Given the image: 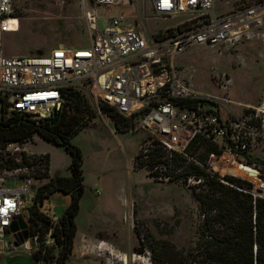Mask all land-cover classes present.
Instances as JSON below:
<instances>
[{"label": "built area", "instance_id": "2783aa9c", "mask_svg": "<svg viewBox=\"0 0 264 264\" xmlns=\"http://www.w3.org/2000/svg\"><path fill=\"white\" fill-rule=\"evenodd\" d=\"M148 2L150 18L181 17L180 21L151 32L135 13L131 23L121 16L97 15L99 6L128 4L134 8L133 0H81L87 45L57 44L34 55H6L0 50L1 113H19L43 122L55 109L60 114L66 91L73 90L89 99L102 116L107 117L101 107L110 108L132 122L130 132L146 133L148 142L140 160L150 166L154 177L173 178V157L180 155L203 170L200 176L186 178L196 192L205 186L204 178L210 177L250 193L253 205L256 198L264 200V74L259 102L234 113L232 100L194 90L177 74L175 65L176 57L192 48L241 40L264 22V0L229 10H217L215 0ZM10 21H15V26ZM18 27L11 0H0V34L16 32ZM200 140L215 148L204 162L192 146ZM23 144L6 141L0 147L6 160L18 164L0 171V235L14 220H26L23 205L32 204L34 198L31 180L46 179L49 173L47 155L30 154ZM151 149H159L163 155L150 161ZM15 176L27 187L2 186ZM228 177L244 181L246 186H236ZM31 240L36 245L35 237L21 244L30 253ZM104 247L98 246V254L105 253ZM252 251L253 264H257V243ZM118 256L123 263L135 258L134 253Z\"/></svg>", "mask_w": 264, "mask_h": 264}, {"label": "rangeland", "instance_id": "374dc122", "mask_svg": "<svg viewBox=\"0 0 264 264\" xmlns=\"http://www.w3.org/2000/svg\"><path fill=\"white\" fill-rule=\"evenodd\" d=\"M133 1L134 8L128 4L99 6L97 15L121 16L131 23L135 13L151 32L173 26L181 19L150 18L148 0ZM255 1L215 0L217 10H229ZM11 9L13 15L19 19V29L16 32L0 34V50L3 54L34 55L47 52L57 44L79 47L88 43L81 0H11ZM15 24V21H10L11 26ZM175 65L177 74L194 90L229 98L234 102L231 104V110L240 113L244 106L256 105L261 96L264 74V22L237 42L192 48L177 56ZM85 102L94 110L89 99L86 98ZM65 110L67 116L73 113L68 105ZM86 117L87 115H84L80 118L84 120ZM88 123L71 138V142L83 155L84 193L75 216V249L65 264H152V247L160 245L158 240L169 242L184 256L195 254L198 242L197 228L203 218L198 213L189 181L183 178L174 181L155 178L149 175L150 166H134L137 153L142 152L148 142L145 132L117 131L111 119L96 111ZM22 143L26 152L45 154L48 157V177L31 180L34 195L36 188L47 182L55 173L67 174L71 155L62 146L43 139L37 133ZM2 145L3 143L0 147ZM6 157L0 150V171L5 168L3 164ZM2 186L10 189L27 187L26 182L17 176L8 177ZM202 189L199 192H202ZM68 196L70 197L63 192H54L44 199L41 207L53 216L60 215L69 204L68 202L65 206ZM133 201L135 217L134 220H129L128 213L132 209ZM32 205H23L25 217ZM43 214L56 219L44 212ZM25 219L28 225L27 217ZM214 229L222 228L215 225ZM94 235L112 240L114 247L120 251L105 246V253L97 254L98 261L94 260V257L77 260L84 237ZM8 239L13 242L9 233L0 235V264H38L30 251L22 245L7 246L5 243ZM44 240L45 244H53L49 235H46ZM30 243L33 249L38 247V244L34 245L33 240ZM57 248L53 245L54 254L57 253ZM119 253H134L135 258H128L126 263H123L119 260Z\"/></svg>", "mask_w": 264, "mask_h": 264}, {"label": "trees", "instance_id": "16d2710c", "mask_svg": "<svg viewBox=\"0 0 264 264\" xmlns=\"http://www.w3.org/2000/svg\"><path fill=\"white\" fill-rule=\"evenodd\" d=\"M66 99L57 121L53 124L48 119L38 122L28 115L19 113H12L9 116L1 113L0 118V144L6 141L24 142L37 133L43 139L62 146L71 155L68 165L69 175H53L47 182L38 186L33 205L26 216L28 235L31 238L35 237L36 245L38 244V247L31 252L38 264L42 262L43 264L46 262L65 264L72 254L77 230L75 216L79 211L80 198L84 193L83 155L81 150L71 142V138L89 124L88 122L95 116V111L87 105L86 98L76 91L67 90ZM67 105L73 111L68 116L65 113ZM101 110L113 121L117 131L128 132L132 127L133 124L129 119L114 114L110 108L101 107ZM84 115H87L86 119L81 120L80 117ZM192 146L198 149V157L202 162L206 160L208 152L215 149L203 140ZM141 155L142 152H138L134 159V166L137 168H142L145 164L140 160ZM161 155L163 152L159 149H151L148 153L150 161ZM16 165L18 164L11 160H5L3 167ZM179 168L180 171L174 172ZM172 171L174 176L170 181L178 178L186 179L189 175L203 174V170L193 163L186 162L180 155L173 157ZM149 175L153 176L152 173ZM203 181L205 186L202 192L191 189V194L197 202L198 213L203 218L197 228L198 242L195 254L192 253L190 257L184 256L169 242L158 240L157 243L160 245L152 247V264H253L254 243H257L256 263L264 264V200L256 198L253 205V197L248 192L239 191L210 177H205ZM228 181L239 187L246 186L244 181L234 177H228ZM56 191L69 194L70 201L56 220H53L45 216L40 208L44 199ZM22 217H25L24 213ZM215 225L222 229L215 230ZM46 235L52 237L53 244H45ZM53 245L58 247L56 254L52 250ZM198 257L200 258L196 260Z\"/></svg>", "mask_w": 264, "mask_h": 264}, {"label": "crops", "instance_id": "0c3cea01", "mask_svg": "<svg viewBox=\"0 0 264 264\" xmlns=\"http://www.w3.org/2000/svg\"><path fill=\"white\" fill-rule=\"evenodd\" d=\"M107 118V117H106ZM67 170H68V168H67ZM69 170H68V172H67V174H65L64 176H66V175H69ZM60 174V173H59ZM60 175H62V174H60ZM57 192V191H56ZM60 192V191H59ZM67 195H69V194H67ZM70 197L68 196V199H67V201H66V204H65V206L68 204V202H69V199ZM129 203V205H130V202H128ZM134 201L132 202V205H131V207H132V209L131 210H129V213H128V219L129 220H132V219H134ZM44 213H46L47 215H49V216H53V215H51V214H49L47 211H45V208H43V207H41L40 208ZM57 216L58 215H54L53 217L55 218H57ZM8 243H9V241H7L5 244L7 245V246H9L8 245ZM99 245H101V247L103 248V246H110V247H113L115 250H117V251H120V249H116L115 247H114V245H113V241L112 240H110V239H108V238H104V237H102L101 235H94V236H85L84 237V240L82 241V244H81V248H80V252H79V257L77 258V260H81V259H89V258H91V257H94V260H96V261H98L97 260V258L96 257H98L97 256V254H98V246ZM123 245V243L121 242L120 243V246H122ZM74 249H75V247H74V245H73V250H72V253H73V251H74ZM2 250V246L0 245V251ZM73 255V254H72Z\"/></svg>", "mask_w": 264, "mask_h": 264}, {"label": "water", "instance_id": "95a60500", "mask_svg": "<svg viewBox=\"0 0 264 264\" xmlns=\"http://www.w3.org/2000/svg\"><path fill=\"white\" fill-rule=\"evenodd\" d=\"M59 116V111L58 109H55V112L53 113V116L51 118H49V122L51 124H53L54 122L57 121ZM54 175H59V173H55ZM31 190L34 189V186L30 187ZM9 232L12 234L13 237V242H9V244H11L13 247L14 246H19L21 245L23 242L27 241L29 235H28V225L26 223V220L20 218L18 220H14L9 228H8Z\"/></svg>", "mask_w": 264, "mask_h": 264}, {"label": "bare ground", "instance_id": "6f19581e", "mask_svg": "<svg viewBox=\"0 0 264 264\" xmlns=\"http://www.w3.org/2000/svg\"><path fill=\"white\" fill-rule=\"evenodd\" d=\"M18 29H19V27H18ZM18 29H17V31H18ZM13 30H16V29L14 28Z\"/></svg>", "mask_w": 264, "mask_h": 264}, {"label": "snow or ice", "instance_id": "6c2138e0", "mask_svg": "<svg viewBox=\"0 0 264 264\" xmlns=\"http://www.w3.org/2000/svg\"><path fill=\"white\" fill-rule=\"evenodd\" d=\"M0 211H3L2 209H0Z\"/></svg>", "mask_w": 264, "mask_h": 264}]
</instances>
